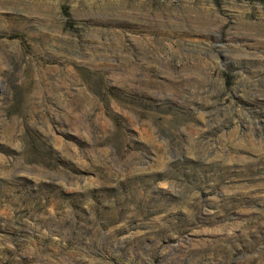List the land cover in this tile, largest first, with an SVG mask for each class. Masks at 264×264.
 I'll return each mask as SVG.
<instances>
[{
	"label": "rangeland",
	"instance_id": "rangeland-1",
	"mask_svg": "<svg viewBox=\"0 0 264 264\" xmlns=\"http://www.w3.org/2000/svg\"><path fill=\"white\" fill-rule=\"evenodd\" d=\"M0 264H264V0H0Z\"/></svg>",
	"mask_w": 264,
	"mask_h": 264
}]
</instances>
